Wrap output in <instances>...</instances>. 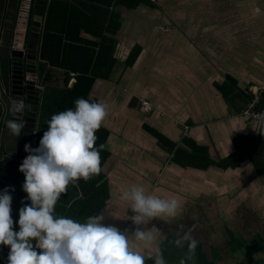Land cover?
<instances>
[{
	"label": "crops",
	"instance_id": "obj_1",
	"mask_svg": "<svg viewBox=\"0 0 264 264\" xmlns=\"http://www.w3.org/2000/svg\"><path fill=\"white\" fill-rule=\"evenodd\" d=\"M13 2L0 21V68L22 0ZM53 2L71 10L63 25L52 17L51 33L87 51L88 66L98 73L86 97L78 98L108 105L95 133V147L105 146L101 171L70 184L54 215L83 223L102 213L105 224L132 229L133 213L121 195L141 186L178 202L175 217L140 226L158 229L151 245H132L145 264H154L157 251L166 264L184 258L188 243L175 240L189 230L198 241L194 264H251L254 253L264 254V140H258L260 123L241 115L253 100L250 88L264 86V0H145L133 9L117 0H48L37 76L44 90L33 134L12 135L5 125L13 117L0 110V192L14 189L13 230L19 231L20 208L30 203L19 171L25 145L38 147L47 121L65 111L47 112L40 133L44 106L69 102L58 93L77 81V73L41 56ZM65 52L58 62L69 58ZM141 100L150 111L141 110ZM9 251L0 245V253Z\"/></svg>",
	"mask_w": 264,
	"mask_h": 264
},
{
	"label": "clouds",
	"instance_id": "obj_2",
	"mask_svg": "<svg viewBox=\"0 0 264 264\" xmlns=\"http://www.w3.org/2000/svg\"><path fill=\"white\" fill-rule=\"evenodd\" d=\"M20 102L12 106L14 113L23 112ZM108 115V105L83 98L75 101L74 109L55 114L47 121L37 148L25 145L28 155L19 171L25 181L22 190L30 201L19 210V231H14L11 216V188L0 192V245L10 248L7 264H145V256L135 251L134 242L151 245L158 229L144 230L141 225L161 217H175L178 202L146 194L141 186L125 190L121 199L130 204L132 229L105 224L101 213L77 222L64 216L56 217L54 207L61 194L78 180L87 181L101 171V144L95 147L96 131ZM255 119L264 127V113ZM12 135L19 136L24 121L14 118L5 125ZM23 203V202H22ZM188 243V251L179 264L193 260L198 245L191 230L175 240L177 246ZM154 264H166L157 251Z\"/></svg>",
	"mask_w": 264,
	"mask_h": 264
},
{
	"label": "water",
	"instance_id": "obj_3",
	"mask_svg": "<svg viewBox=\"0 0 264 264\" xmlns=\"http://www.w3.org/2000/svg\"><path fill=\"white\" fill-rule=\"evenodd\" d=\"M47 2L48 0H22L17 26L11 30V46L6 48L2 58L4 64L0 68V110L5 111L6 117L12 115L13 119L20 118L24 121L25 127L21 130L24 137V133L29 130L33 134L38 117L41 97L37 90L39 47ZM17 102L24 105L20 114L12 111V106ZM259 260L264 261V254L256 252L251 264H257Z\"/></svg>",
	"mask_w": 264,
	"mask_h": 264
},
{
	"label": "trees",
	"instance_id": "obj_4",
	"mask_svg": "<svg viewBox=\"0 0 264 264\" xmlns=\"http://www.w3.org/2000/svg\"><path fill=\"white\" fill-rule=\"evenodd\" d=\"M14 1V0H13ZM34 1V5H35ZM145 0H117V5H121L123 7H126L128 9L136 8L141 3H144ZM15 2L12 3L8 0H0V21L7 18V15L10 12V9L12 6H14ZM55 2H53L50 6V9L48 11L47 21H46V33L44 35L43 39V45H42V53L41 56L44 60L50 62V64L60 67L62 69H65L67 72H75L77 73V81L73 85L72 88H65L63 91L59 92L58 94H62L64 97L69 98V102L56 105V106H44V117L41 124V132L45 129V120L47 119V112L51 111V109L56 110H66L72 109L75 107V101L78 97H86L90 86L96 76H98V73L96 71V67H89L88 66V54L87 51H80L79 49H76L73 45L67 46V44L63 41L62 37H59L58 35H53L51 33V20L54 15L61 17V23L63 25V20L67 21V12L71 10V8L64 6L62 8H56ZM34 12V8L32 13ZM33 15V14H32ZM13 29V28H12ZM9 43V41H7ZM67 50V51H66ZM66 51V52H65ZM63 52L69 53L67 57H62L61 62L59 61V58H61ZM52 54L55 57V61L52 59ZM138 56V52L134 55H132L131 59L133 63L136 61ZM92 57V56H91ZM132 63V64H133ZM131 64V65H132ZM69 76V75H68ZM69 78L66 80V84L68 82ZM259 110L264 111V94H262V97L260 99ZM258 110V111H259ZM260 112V111H259ZM264 113V112H260ZM258 140H264V127H261V133L258 137ZM181 259H168V264H179ZM260 264H264L263 260L258 261ZM187 264H194L192 261H188ZM209 264V263H205ZM212 264V263H211Z\"/></svg>",
	"mask_w": 264,
	"mask_h": 264
},
{
	"label": "built area",
	"instance_id": "obj_5",
	"mask_svg": "<svg viewBox=\"0 0 264 264\" xmlns=\"http://www.w3.org/2000/svg\"><path fill=\"white\" fill-rule=\"evenodd\" d=\"M37 90L39 92H42L44 88L42 86H37ZM263 91H264V86L250 88V92L253 94L254 97L250 105L241 112L242 116L249 118L252 121L258 122L255 119V117L260 112L257 110L256 106L261 99V95ZM140 107L143 112H148L151 110V105L147 101L141 100ZM131 227H133L132 223H131ZM7 257L8 255H3L2 253H0V264H7Z\"/></svg>",
	"mask_w": 264,
	"mask_h": 264
}]
</instances>
